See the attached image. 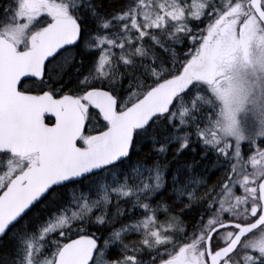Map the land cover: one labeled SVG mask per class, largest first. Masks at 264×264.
Segmentation results:
<instances>
[{"label": "snow or ice", "instance_id": "obj_1", "mask_svg": "<svg viewBox=\"0 0 264 264\" xmlns=\"http://www.w3.org/2000/svg\"><path fill=\"white\" fill-rule=\"evenodd\" d=\"M0 264H264V0H0Z\"/></svg>", "mask_w": 264, "mask_h": 264}]
</instances>
